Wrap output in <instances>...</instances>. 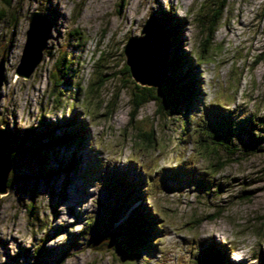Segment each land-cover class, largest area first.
<instances>
[{"label": "rangeland", "instance_id": "1", "mask_svg": "<svg viewBox=\"0 0 264 264\" xmlns=\"http://www.w3.org/2000/svg\"><path fill=\"white\" fill-rule=\"evenodd\" d=\"M222 1L0 0V126L37 133L54 123L73 135L85 126L84 142L77 135L14 163L9 180L18 183L0 195V264H208L210 248L221 264H264V0H228L219 11ZM35 11L52 31L43 61L24 79L16 70ZM151 15L180 23L178 47L198 95L187 124L176 100L133 112L132 92L148 86L125 72L124 49ZM64 55L71 59L59 71ZM210 124L232 126L239 158L199 142ZM113 170L140 188L110 193L103 180ZM137 206L157 217L151 251L127 244L124 222ZM108 233L117 234L103 241Z\"/></svg>", "mask_w": 264, "mask_h": 264}, {"label": "trees", "instance_id": "2", "mask_svg": "<svg viewBox=\"0 0 264 264\" xmlns=\"http://www.w3.org/2000/svg\"><path fill=\"white\" fill-rule=\"evenodd\" d=\"M227 1L228 0L222 1V3L220 4L219 11L226 9ZM0 19H1V15H0ZM221 20H222V13L219 15L217 21H221ZM214 21L215 24L217 23L216 20H213L212 25H214ZM158 22L164 31L166 39L172 45V49H173L171 53V59L168 62L169 70L172 71L173 80L170 78V76H168L166 78V82L170 80L173 83L179 84V86L174 87V84L172 86H168L165 88L163 94L157 93L156 89L153 87H138L139 89L137 91L132 92L130 102L133 108V112H137L150 102H154L158 106V108L162 109L164 101L170 102L171 100H176L178 101L175 105L177 109L185 107L186 115L183 116V119L187 124L188 109L190 108V104L195 100L194 98L198 96L195 93L196 78L191 76V64L189 66L185 64L184 60L186 58L182 59V55L185 56V54H181L182 52L178 47L179 45L178 42L180 40L179 37L177 36L178 27L180 26L179 21L173 20L166 24L165 22L163 23L161 22L160 19H158ZM177 51H179L180 54H178ZM70 59L71 58L69 55H64L63 58L59 60V65H60L59 71L63 70L64 68L66 69L67 64H69L70 62L69 61ZM180 66L182 67L180 68ZM124 67H125V72L130 74V70L127 67V65H125ZM185 75L187 79L180 80L179 82L176 80L174 82L175 77L180 79V77H184ZM100 80L99 82H96L93 85L95 86V88L92 91H97L98 89L104 86L106 80H101V81ZM171 89H173L175 93L170 92ZM51 93H52L51 97L54 99V101L59 99L55 93L53 92ZM196 98L198 99V97ZM158 111L161 113V110L158 109ZM133 119H134V113L131 114V120ZM39 129L40 130L37 133H35L33 129H30L22 132L19 131L18 134H12L7 129L8 137L11 144V146H9L8 148L7 153L13 164L16 162L23 161L26 158L32 156H35L34 158L37 160L39 157L41 158V155L45 153V150H50L49 149L50 146L53 149L57 146H62L64 144L65 146H70L74 144L77 135L79 141H82L83 136L85 137L84 125L79 126L78 129L79 132L76 135H73L70 131H66V130L62 131V128L58 125H55L54 123L48 124L43 122ZM217 129H220L221 131L220 130L217 131ZM57 131H60V134H58ZM198 133H200V137H199L200 143L205 142L208 145H210L211 143H214L215 145H219V146L224 145L228 153V159H235L237 157L239 158V156L242 155L240 154L241 151L236 150V147H233L232 145L231 139H233L234 137L233 135L235 134V131H232V126L225 125L223 128V126L221 125H213V124H210V126L203 125L202 130H198ZM222 133H224V135ZM251 138L253 139L252 135ZM71 167L72 166H70V169ZM96 172H98V170ZM43 173H46V175H48L45 177H51L53 174L58 173V171L47 170ZM22 180L23 178L20 179V181ZM103 182L105 189H107L110 193H113L115 189H117L118 187L124 190L128 189L129 187L130 189L140 188V186L138 185L139 181L131 180L128 172H121L117 170H113L112 174H107V177L106 179L103 180ZM17 183H18V179H16L15 182H11V180H9L8 188H12L14 184ZM139 192H140L139 190L137 192L133 190V194ZM137 197H141V196H137ZM33 205L34 203L32 201L30 209H34ZM156 219L157 217L151 214L144 207L137 206L130 211L124 222V226L127 228V232H126V239L128 242L127 244L130 249H133L136 252H138L140 249H143L145 251L153 250V248L156 245L155 241H157L155 237L159 232L158 230L159 224H157ZM118 221L119 218L115 220V223H117ZM112 234L113 235L109 233L105 234L102 240L103 241L108 240L112 236L115 237L117 233H112ZM204 256L208 260V264H221V261L219 260L217 254L211 248L210 250L206 249L204 251Z\"/></svg>", "mask_w": 264, "mask_h": 264}, {"label": "water", "instance_id": "3", "mask_svg": "<svg viewBox=\"0 0 264 264\" xmlns=\"http://www.w3.org/2000/svg\"><path fill=\"white\" fill-rule=\"evenodd\" d=\"M52 26L45 15L35 11L29 17V29L16 74L30 78L43 61ZM143 36H129L124 55L132 78L140 85L159 88L168 77V62L171 44L162 27L153 15L142 29ZM4 58L0 60V90L2 85ZM10 140L7 129L0 126V195L8 193V181L14 167L8 156Z\"/></svg>", "mask_w": 264, "mask_h": 264}]
</instances>
